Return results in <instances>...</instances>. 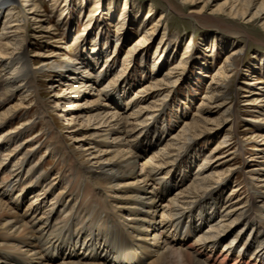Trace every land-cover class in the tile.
Returning a JSON list of instances; mask_svg holds the SVG:
<instances>
[{
    "label": "bare ground",
    "instance_id": "bare-ground-1",
    "mask_svg": "<svg viewBox=\"0 0 264 264\" xmlns=\"http://www.w3.org/2000/svg\"><path fill=\"white\" fill-rule=\"evenodd\" d=\"M183 1L195 5V0ZM205 2L200 12H190L189 17L199 19ZM100 4L96 1L89 12L84 31L95 24ZM123 6L114 37L105 38L99 30L88 54L83 51L67 57L64 48L54 54L64 58L43 60L35 67L31 57L39 54L30 56L25 49L27 20L37 24L38 31L47 20L34 8V0H19V4L0 0V20L4 19L0 32V264H264V82L254 79L239 87L247 93L242 96L246 98L244 110L250 108L245 121L258 132L252 143L244 140L250 147L247 156L243 139L223 129L236 115L229 98L231 77L239 69L244 48L235 46V41L225 42L221 50H226L227 58L215 73L208 62L198 64L196 74L203 78L205 95L196 113L181 127L171 130L165 124L160 135H151L160 110L165 112L162 108L169 106L172 91L186 74L184 59L192 44L178 66L160 76L174 54L173 38L165 50H161L165 44L161 40L149 80L124 103L123 88L131 89L132 84L123 76L136 58L146 62V49L166 25L162 28L164 16L151 22L150 9V26L132 42L123 36L122 28L132 17L127 4ZM254 6L255 0H244L243 10L231 7L227 13L221 8L211 14L248 24L264 15L263 0L249 19L247 10ZM19 10L27 15L22 17ZM145 23L141 20V26ZM230 30L241 34L238 26ZM79 38L73 45L84 40ZM99 41L103 48H97ZM111 44L113 53L127 45L120 69L111 64L116 62L113 53L111 58H98ZM38 76L51 81L48 107L63 106L75 112L71 120L60 124L71 147L56 136L40 100L36 116L26 118L31 98L38 95ZM208 77L211 81L206 82ZM252 92L255 98L250 99ZM85 95L92 99L78 103ZM15 97L19 99L16 104L12 103ZM16 120L20 123L13 127ZM37 126L39 136L27 137ZM220 135L216 147L206 153V144ZM33 138H37L35 144L30 142ZM37 153L42 154L39 160L45 156L60 165H72L71 172L57 169L52 175L56 167L37 169L39 160L31 166ZM238 158L246 162L238 170L245 176L244 187L235 185L225 195ZM191 164L196 165L193 170L188 167ZM183 167L188 168L178 183L172 181L171 176ZM158 187L170 188L164 204Z\"/></svg>",
    "mask_w": 264,
    "mask_h": 264
},
{
    "label": "rangeland",
    "instance_id": "rangeland-1",
    "mask_svg": "<svg viewBox=\"0 0 264 264\" xmlns=\"http://www.w3.org/2000/svg\"><path fill=\"white\" fill-rule=\"evenodd\" d=\"M17 1L19 4V0ZM96 1L98 0H34V8L47 20L46 25L42 27V31H38V29H36L38 26L37 24H34L30 20H27V25L29 28L28 35L25 41L26 52H28L30 56L39 54V57L37 58L31 57L34 66L39 67L43 60H58L64 58V56L54 57V54H56L57 51L63 50L64 48L68 51L64 52V54H68L67 57H73L77 52L79 54V52L83 53V51L88 54L87 51L89 50H87V48L92 45V40L100 35L101 32L102 36L104 34L103 37L105 38L114 37L115 29L117 27L120 15L123 14V5L125 4H127V7H129V11L130 13H132V17L130 18L129 22L127 21V23H125L124 27L122 28V32L123 36L126 39L131 38L132 42H136L140 39L145 29L147 31L152 21L158 20L161 16H164L162 20V24L164 26L162 28H164L166 25L165 30H161L160 33H157L154 36V39L150 43L149 47L146 49V62H140L139 59L136 58L134 60L135 64H133L129 72L125 74L126 76H123L124 81L128 80V82L132 84L131 89L123 88L126 89L127 93L123 100L125 103L127 102V100H131V98H133V96L135 95V92L138 91L139 88L145 86V83L149 80V76L152 70L151 63L154 62L152 58L155 55L157 46L159 45L161 40L165 41V44L163 45L161 50H165V48L169 44L168 42L170 38H173L174 43L171 42L172 44H170L173 50V52L171 53L174 54L168 61V65L166 66V68L162 70L160 76L169 71L170 67L172 68V66H178L179 59L186 51L185 49L187 48L188 44H190L191 42V49L187 54L186 59H184V61L187 62L186 74L182 77V79L179 80V83L173 90L174 92L172 91L170 95V107L167 105L166 108H162V110H165V112H162L161 110L159 112L158 116H160L161 118L160 120L154 122L155 127L153 126L151 128L152 132H150L151 135L155 136L156 134L160 135L161 131L166 128V126H164L163 124H167L171 130H174L176 127H181L185 121H187L196 113V109L199 106L200 102H202V98L205 95L203 78L201 77V75L199 76L196 74L198 64L202 62H208L211 65V68H213V72L215 73L216 70L219 69L221 65H223L222 63H224L227 58L226 50H221L223 46L225 47V42L229 41L228 43H234L235 41V46L238 44L239 46H242L244 48L239 64V69L231 77L233 81L230 88L229 98L232 99V102H234L232 104L235 107L236 115L233 117L234 119L232 120V122L228 125L226 124L223 129L226 130L229 128L231 129V132L234 134V136L243 139L242 146H244V156H247L250 147L249 144L246 145L244 143V140H249L252 143L256 138L258 132L255 128L249 127V123L245 121L248 118L247 110H249L250 108L244 110L245 107L242 104L244 103L246 98H242V96L246 95L247 93L241 92L239 90V87H241V85L243 86V83L253 82L254 79L264 82V74L262 73V71H260V61L262 59L261 57H264V12L262 13L263 16L261 19H251L252 22L246 24L244 22L241 23L239 20H233L232 17H229L225 14H211L215 10L221 8H225L224 10L227 13L231 7H234L237 10H243L242 3L244 2V0H211L208 4H206L205 2L207 0H195V5H190L188 2L183 3V0H100L101 7L98 10L99 15L97 16V18H95V21L93 20L95 24H93L89 28V31H84V24L88 22V20H90L87 18V16L89 12L95 7ZM262 1L263 0H255V6L247 10L249 19L256 12L257 6ZM204 2L206 6L201 11L202 15H199V19L197 17H189L190 12H200V9H202L204 6ZM150 9H152L153 13L152 19L148 17ZM62 11L63 13H61ZM19 12L21 13L20 10ZM22 12V17L23 14L25 17L27 15L26 12L23 10ZM209 17H214L218 19V21H212ZM3 20V18L0 20V32ZM141 20L143 22L144 20L146 21L145 25L143 24V26H141ZM217 22H221L222 24H219ZM236 26L241 29V34L239 35H234V32L230 30L231 28ZM142 27L143 30L140 31L139 29H142ZM99 30H101V32H98ZM34 33L36 34L35 36ZM76 37H80L79 39L84 40L73 45V43L76 41ZM99 42L96 43L97 48H103L102 41L100 43ZM81 44H83V46H86V48H82ZM120 49V51H116V53H113L114 48L113 44H111L108 47V50H105V54L100 56L98 55V58L105 60V57L109 58L113 53V55H116V62L111 64L114 65V68H119L121 67L122 61L125 57L127 45H121ZM213 50H215L214 54ZM168 59L169 57H167V60ZM141 63L144 65L143 67H145V69L143 70L144 74L141 72L142 70H140ZM209 81H211V78H206V82ZM36 82L38 85V95L36 94L37 96L31 98L30 103H32V105L28 110V115L26 116V118L32 119L36 116V114L39 112V108L37 107V100H40L47 107V112L45 114L46 117L52 122L54 129H56V136L61 139L63 143L71 147V143L67 136V133L62 130L63 126L60 124L63 120H71L75 112L63 109V106H59L55 109H51L50 107H48V105H51L50 102L52 101L51 95L49 94L50 90L48 89V87L50 86L49 83L51 81H47L46 79L44 80V78L38 76L36 77ZM98 89L101 90V88ZM249 96L251 97L250 99L255 98V93L252 92ZM91 99V96L85 95L84 97L79 99L78 103L90 101ZM18 100L19 99L15 97L12 103L16 104ZM104 100L106 99L104 98ZM175 108H178V110H176ZM128 112L129 111H122V113L124 114H127ZM218 114V112L214 111L215 117H217ZM18 123L20 122L16 120L13 124V127H16ZM248 128L252 131H245ZM1 130L4 131L5 129L2 128ZM38 132H40V126L34 128L26 136L29 138H32V136L38 137ZM60 136L63 137L61 138ZM217 139L209 141V143L206 144V147L204 149L206 153L216 147V144L222 139V135L218 136ZM36 141L37 138H33V140L30 142L31 144H35L34 142ZM133 147H135V145ZM133 147L130 148L134 150ZM25 150L26 149H24V151ZM225 152L226 150H223L222 154ZM41 153H43V151H41ZM41 153L33 155L31 166L39 160V158L42 156ZM44 157L43 160H39L42 163L36 168L48 171L50 168L56 167V170L52 173V175L56 173L57 169L66 171L68 168L73 167L70 164L60 165V163L58 164L57 162H55L56 160H54L53 158ZM242 160V158H238L237 160H235L236 163L233 164V167H235V170L233 172L235 173L232 176L231 181L229 182L228 186L230 187H228V189L225 191V195L228 194L235 185L244 187L242 183L245 176L243 177L241 171H238L241 168H244V166L246 165V162L244 164L245 160ZM191 166L192 170L196 167V165L192 164L188 167ZM188 167L179 168L180 172L176 173L178 175L176 176V174H173L172 178L175 179L176 176V179L179 180V175L183 174ZM66 172L70 173L71 171L70 169H68V171ZM167 200L168 198H165L162 203L164 204ZM176 246H178V244H176ZM219 249L220 252L222 249Z\"/></svg>",
    "mask_w": 264,
    "mask_h": 264
}]
</instances>
